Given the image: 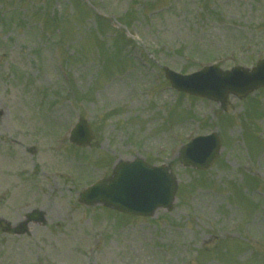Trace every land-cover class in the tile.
I'll list each match as a JSON object with an SVG mask.
<instances>
[{"label":"rangeland","instance_id":"1","mask_svg":"<svg viewBox=\"0 0 264 264\" xmlns=\"http://www.w3.org/2000/svg\"><path fill=\"white\" fill-rule=\"evenodd\" d=\"M262 58L264 0H0V264H264V89L222 108L163 78ZM78 118L88 147L68 142ZM214 131L216 161L181 167L178 145ZM138 157L178 178L170 211L79 203Z\"/></svg>","mask_w":264,"mask_h":264},{"label":"water","instance_id":"2","mask_svg":"<svg viewBox=\"0 0 264 264\" xmlns=\"http://www.w3.org/2000/svg\"><path fill=\"white\" fill-rule=\"evenodd\" d=\"M166 74L177 90L222 103L229 93L244 97L264 86V61L260 62L251 74L239 70L231 74H221L214 68L185 78L168 71ZM90 140V131L87 125L81 122L71 141L81 146ZM219 150V138L215 134L197 139L186 146L180 159L185 165L202 169L213 163ZM121 168L115 170L116 177L111 183L97 184L81 195L82 202L86 205L102 203L118 211L136 215H150L157 206L170 208L176 183L166 169H154L141 162ZM32 216L42 221L37 212Z\"/></svg>","mask_w":264,"mask_h":264}]
</instances>
